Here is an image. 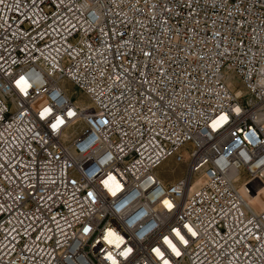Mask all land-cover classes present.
Listing matches in <instances>:
<instances>
[{"label": "built area", "instance_id": "1", "mask_svg": "<svg viewBox=\"0 0 264 264\" xmlns=\"http://www.w3.org/2000/svg\"><path fill=\"white\" fill-rule=\"evenodd\" d=\"M0 65L35 84L24 98L0 71V264H110L109 228L133 264H158L181 223L199 236L179 264H264V209L234 179L264 182V0H4ZM45 106L78 117L54 132ZM108 173L122 198L91 204Z\"/></svg>", "mask_w": 264, "mask_h": 264}, {"label": "snow or ice", "instance_id": "2", "mask_svg": "<svg viewBox=\"0 0 264 264\" xmlns=\"http://www.w3.org/2000/svg\"><path fill=\"white\" fill-rule=\"evenodd\" d=\"M3 2L4 0H0V4H2ZM13 63H15V61H13ZM0 71H2L4 75L11 77L9 82L11 84H14L15 90H17L18 94L24 98H27L30 95V90H33L35 88L33 78L27 74L22 73L13 76L11 73H8L2 65H0ZM56 95L58 96L57 105H63V97L60 96V94ZM234 111L239 114L240 109L237 107L234 109ZM37 115L41 120L46 121L47 124L50 125L51 130L54 132L61 131L62 126H65L66 122H70V119L78 117L77 111L71 107L54 109L51 106L43 107L38 111ZM229 119V113L220 112L218 115L211 119V122L208 127L214 133L218 129L226 125L229 122ZM100 123L107 124L109 123V121L102 120L100 121ZM245 139H247L249 143L256 142L254 139L249 137H245ZM86 146L87 145H85V147ZM73 183L75 184L76 181H73ZM99 183L100 185H102V190L89 191L87 193L91 204L95 205L101 200L107 202L108 197L116 198L117 200H120L122 198L125 186L119 179H117L114 173H108L106 178L101 179ZM157 202L162 205V211L165 215L171 214L173 210L177 207L174 201L169 198H163ZM124 203H126V201L121 203L120 207H123ZM256 226L262 231H264V224H258ZM90 231L91 229L88 227H85L83 229V232L85 234ZM254 235L257 241L264 239V236L257 234ZM102 236L104 242L114 246L116 249H119L116 255H114L111 251L107 252L104 257L106 262H110V264H133V260L130 258L133 256L134 247L127 246L125 244L123 236L119 235L116 231L112 230L111 228H109L106 233H103ZM198 236L199 232L192 224L181 223L179 226L171 227L169 234L163 236V245H166V248H163V246H157L151 248V251L154 253L158 264H179V260L173 261L171 259V256L177 258L181 257L183 255L181 246L187 248L190 244V240ZM261 247H264V244H262ZM169 250L170 255H166Z\"/></svg>", "mask_w": 264, "mask_h": 264}, {"label": "rangeland", "instance_id": "3", "mask_svg": "<svg viewBox=\"0 0 264 264\" xmlns=\"http://www.w3.org/2000/svg\"><path fill=\"white\" fill-rule=\"evenodd\" d=\"M73 98L80 99L81 92L72 86H68ZM168 168H162L160 170V173L162 175H166ZM184 170L186 171V167L184 166ZM183 172L178 171L175 174L172 175H182ZM185 174V173H184ZM243 178L247 184L244 186L241 185V183L238 182V186L242 194L247 198V200L255 207L257 210H263L264 209V182L259 178H251L246 173H243ZM171 179V178H170ZM178 179V178H177ZM172 180V179H171ZM252 185V186H250Z\"/></svg>", "mask_w": 264, "mask_h": 264}, {"label": "bare ground", "instance_id": "4", "mask_svg": "<svg viewBox=\"0 0 264 264\" xmlns=\"http://www.w3.org/2000/svg\"><path fill=\"white\" fill-rule=\"evenodd\" d=\"M230 86L231 88H233V84L230 83ZM80 104H83V105H87V101L85 99H80L79 100ZM164 168H168L167 170L173 168V162L170 161L169 163H167ZM180 171L183 172V174L180 176V175H174L171 179L172 180H175L177 178H181L183 177L184 173H185V170H184V166L182 165V167L180 166ZM162 175V174H161ZM234 179L236 181V183L238 184L241 183V185L245 186L247 184V182H245L244 178H243V173H237L235 176H234ZM205 183V179L203 176H200L196 179V181L194 182V185H193V191L199 189L203 184ZM252 186V185H250ZM246 198V197H245ZM247 199V198H246ZM257 210V209H256ZM259 211V210H258Z\"/></svg>", "mask_w": 264, "mask_h": 264}]
</instances>
